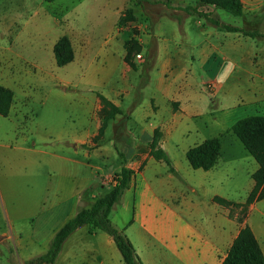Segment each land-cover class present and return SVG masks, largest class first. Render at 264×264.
I'll list each match as a JSON object with an SVG mask.
<instances>
[{"label":"crops","instance_id":"0c3cea01","mask_svg":"<svg viewBox=\"0 0 264 264\" xmlns=\"http://www.w3.org/2000/svg\"><path fill=\"white\" fill-rule=\"evenodd\" d=\"M153 1L144 3L150 9L145 23L137 20L117 26V0L100 5L101 11L83 27L75 23L67 34L75 42L72 61L79 63L76 69L72 61L56 65L53 46L61 33L58 24L48 18L33 21L34 36L18 33L9 38L21 43L22 50L13 52L10 46L0 50V84L13 93L10 110L27 103L31 90L39 89L36 102L49 116L47 113L64 106L59 100L61 82L87 93L72 108L85 113L80 128L66 132L52 126L43 145L35 148L42 155L43 167L35 198L37 214L31 222L21 215L19 221L9 224L24 251L28 241L45 251L54 231L79 208L104 194L114 183L108 179L124 164L133 173L109 218L117 226L113 221L117 203L120 212L129 213L117 228L129 239L142 264H220L242 226L251 229L264 255V198L247 203L241 223L231 214L235 203L247 202L258 164L251 156L244 195L237 198L235 164L227 161L240 141L230 130L233 122L247 115H264V0H241L240 15L196 0ZM10 3L24 7L27 0H8ZM188 7L259 34L250 37L227 31ZM161 18L166 19V29ZM10 25L1 23L8 29ZM130 26L137 27L139 34L132 33ZM125 31L130 32L127 38ZM131 36L141 44V58H133L136 69L124 60V42ZM32 39L40 41L33 44ZM144 50L153 58L149 66H144ZM140 73L144 80L137 86ZM97 93L120 112L91 142L101 125ZM213 136H219L220 154L210 169H193L187 159L183 163L171 159L178 152L182 158L190 146ZM154 137L174 171L151 156L149 144ZM56 143L67 146L56 148ZM79 150L85 162L76 157ZM245 151L243 155L249 157ZM110 155L116 157L115 165L95 174L94 168H101L97 161ZM80 168L85 175L78 176ZM93 185L109 188L96 193ZM52 264L125 263L110 235L102 230L90 233L83 225L65 239Z\"/></svg>","mask_w":264,"mask_h":264},{"label":"rangeland","instance_id":"374dc122","mask_svg":"<svg viewBox=\"0 0 264 264\" xmlns=\"http://www.w3.org/2000/svg\"><path fill=\"white\" fill-rule=\"evenodd\" d=\"M111 1L112 0H27V3L23 5L24 7L19 5L16 6L13 3L7 4L8 0H4L3 2L0 1V45L4 46H0V50L6 51L9 46L13 52L22 50L21 43L13 42L14 40L11 42L9 38L15 37L18 33L21 34V36H34L36 26L33 21L37 17H43L53 20L58 24L61 33L60 36L64 35L67 37L74 56L73 43L75 42L72 41L67 31L75 28V23L83 27L86 20L95 17V13H98L100 10V5H109ZM117 2H119V6L116 8V14L119 12V16L124 13L127 7H131L132 11L136 13H133V19L126 22L123 26H127L131 22L137 20L143 23L147 22L150 9L148 5L144 3H149V0H140L139 2H137V0H117ZM154 2L159 3L162 1L156 0L153 1V3ZM139 3L140 5L138 6L137 4ZM109 13L110 12H107L108 16L106 18L109 17ZM2 22L10 23L9 29L1 26ZM25 23H27V25H25ZM161 23L163 26L165 25L163 29H166L167 22L165 18H161ZM129 28L135 35L139 34V29L137 27L130 26ZM145 30L147 32L148 25H146ZM129 33V31H125L124 38H127ZM76 39L78 38L76 37ZM136 40L139 44L140 52L141 44L137 38ZM37 41L40 40L32 39L33 44ZM143 53L145 54L146 51L144 50ZM134 55H136V53L133 54V58ZM71 65L75 69L79 67V63L75 61H72ZM143 77L144 76L140 73L137 82L134 80L137 86L144 80ZM137 86H135L132 92L136 91ZM59 88V100L64 106L59 107L56 112L47 113L49 116L42 112L41 107L36 102L37 96L40 95L39 89L31 90L32 98L27 103H22L17 107H11L9 114L6 116L0 115V191L2 193V195L0 193V264H11V262H13V264H21L23 260L44 252L41 250L40 245L30 243L29 241L27 245L24 246L27 251H24L18 238L10 232L9 224L10 222L15 223L19 221L18 219L21 215L27 216L30 219L29 222H31L34 215L37 214L38 206L35 203V198L38 196L39 184L43 176V167L41 165L42 155L35 152V148H39L43 145L48 128L56 126L55 129L59 130L60 127V129L66 132L69 128H80L85 113L82 111H73L72 108L80 102L81 96L87 93L74 91L63 82L60 83ZM157 134V132H154V136H157ZM96 140L97 138H92L91 142H95ZM236 142L238 146L237 150L234 152V149L227 161H232L235 164L234 173L236 176L234 182L236 188L234 187V190L238 198L244 195L245 186L248 181L246 171L251 165L249 160L253 159L251 155L245 157L243 155L246 154L245 149L242 147L240 141ZM64 145L67 146L64 143H56L54 147L61 148ZM179 155L180 152L170 156L171 159H175L177 163L187 162L184 154L182 158ZM76 157L84 162L86 161L82 150H79ZM115 161L116 157L114 155H110L105 160H98L97 163L101 168H94L95 174L98 175L104 172L105 169L112 168L115 165ZM163 165L167 166L165 162ZM180 169L184 172L183 167ZM81 170L82 172L80 173ZM80 171H78V176L86 174L85 169L80 168ZM111 179L112 176L108 179L109 183H111ZM108 188L109 185H105L102 188L99 185H93V191L96 193H102ZM221 203L224 204V202ZM227 203L228 202H225V204ZM247 203H249L248 200L246 203H235L231 209V214L236 215L238 223L243 221L242 218L245 215ZM116 206L113 212V221H115V225L120 227L121 221L130 215L129 213L125 214L120 212L118 203ZM34 221L35 219L33 222ZM117 226L114 227L117 228Z\"/></svg>","mask_w":264,"mask_h":264},{"label":"trees","instance_id":"16d2710c","mask_svg":"<svg viewBox=\"0 0 264 264\" xmlns=\"http://www.w3.org/2000/svg\"><path fill=\"white\" fill-rule=\"evenodd\" d=\"M53 1V0H45ZM140 0H137L139 2ZM168 1V0H165ZM200 4H212L215 7L222 8L233 15L242 13L241 0H196ZM191 13L203 16L211 24L221 27L227 31L240 32L243 35L254 37L259 34L256 30H246L243 28L221 23L219 20L208 16L207 13L191 7ZM133 11L131 7H127L116 22L117 26H123L126 22L133 19ZM125 55L124 60L131 68L136 69L133 62V54L139 53V44L134 36L124 42ZM53 55L55 63L63 66L73 59V51L71 44L66 36H60L53 46ZM152 56L145 53L144 66L152 63ZM101 102V125L99 134L93 139L98 138L102 133L107 121L114 117L120 110L111 101L102 94L97 93ZM13 93L10 88L0 84V115L6 116L9 113ZM230 130L240 140L244 148L250 153L258 164L257 170L252 174L255 184L248 196L250 202L254 198H264V115H247L237 119L230 127ZM155 132L158 133L157 130ZM150 154L156 160H162L168 166L169 171H174L171 160L161 148L157 146V138L154 137L149 144ZM220 154L219 136L206 138L201 142L190 146L185 157L193 169L201 168L203 170L210 169L217 161ZM133 170L124 164L120 169L113 173L112 178L115 182L102 195L93 199L86 208H79L76 213L67 219L60 227H58L51 236L47 249L27 258L21 264H52L56 260L61 246L65 239L77 228L87 225L90 233L96 230H102L113 239L118 251L125 264H142L134 247L125 236V234L113 226L110 221L109 214L120 198L123 191L128 187ZM217 199V198H216ZM13 264V262H11ZM220 264H264V255L257 239L254 237L248 226L241 227L234 238L233 242L223 256Z\"/></svg>","mask_w":264,"mask_h":264},{"label":"built area","instance_id":"2783aa9c","mask_svg":"<svg viewBox=\"0 0 264 264\" xmlns=\"http://www.w3.org/2000/svg\"><path fill=\"white\" fill-rule=\"evenodd\" d=\"M136 57H140V54H136ZM112 182H115V180H113V178L111 179Z\"/></svg>","mask_w":264,"mask_h":264}]
</instances>
